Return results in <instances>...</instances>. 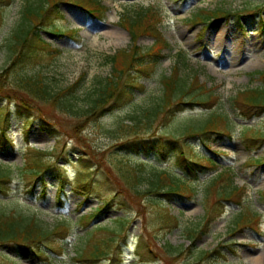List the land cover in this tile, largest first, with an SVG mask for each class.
<instances>
[{
    "label": "rangeland",
    "instance_id": "1",
    "mask_svg": "<svg viewBox=\"0 0 264 264\" xmlns=\"http://www.w3.org/2000/svg\"><path fill=\"white\" fill-rule=\"evenodd\" d=\"M25 1L11 0L0 6V75L8 82L12 80L14 72H22L24 69L20 65L11 67L5 44L12 28L19 21ZM98 1L107 8L99 19L92 18L73 4H61L63 20L40 32L41 39L55 50V57L44 55L40 64H29L24 72L39 75L48 90L57 93L83 76L74 100L77 107L82 106L87 96L92 95L109 74L107 57L131 45L130 37L121 28L120 18L148 6L158 10L162 17L159 29L162 39L169 43V49L164 51L165 58L151 73L140 75L131 103L106 114L97 122L90 119L79 122L43 97L36 96L35 99L11 83H0V126L2 118L9 117V135L0 138V165L17 174L23 166V160L32 161L34 157L40 156L47 164L56 166L44 175L48 186L46 196H42L39 184L31 191L22 178L17 176L7 185L4 193H0V209L12 211L13 208H28L37 215L46 229H51L61 219L68 223L70 235L55 243L59 246L58 253L51 255V264H82L74 262L70 257L85 245L86 232L91 228H99L100 231L91 238L88 250L97 240L104 239L105 252H113V255L101 257L93 264H112L113 261L109 260L111 257L116 261L115 264H252V259L260 256H263L260 264H264V223L261 229L256 225L249 226L258 230L244 227L233 231L231 222L240 210L233 203L221 202L220 211L223 213L212 217L205 232L194 240L191 251H188L190 241L183 233L188 227L204 224L201 203L205 208L213 205L210 197L203 204L204 190L211 177L220 171L232 177V185L244 187L245 199H242V204L264 221V199L260 194L264 190V160L257 165H252L248 160L249 157L251 161L264 159V140L253 142L246 139V135L242 136L246 133L242 125L253 126L254 130L264 134V112L258 117L243 120L232 111L231 101L238 92L256 88L264 90V77L258 75V72L264 73V0ZM215 9L242 16L210 20L204 25L192 26L189 23L191 16L198 10L211 12ZM217 27L227 29L225 47L215 45L211 40L210 32ZM110 32L116 35H110ZM137 44L146 50L152 45V39L143 36ZM227 45L241 58L238 74L224 73ZM246 56L253 62L256 59L261 62L250 67ZM175 67L179 69L180 78L190 83L197 77L199 83L216 96V110L230 118V137L222 136V139L211 142L210 147L206 145L207 149L201 139L189 138L190 134L185 133V127L200 125L210 114L208 110L194 107L193 110L175 113L172 118L161 113L150 130L142 127L137 130L139 134L153 138H179L176 150L167 149L165 157L163 153L134 152L125 145L126 141L135 140L129 131L132 118H143L147 110L161 103L162 78ZM7 93H12L14 98L10 96L5 99ZM90 150V158L95 165L92 171L86 170L90 162H83L82 159L88 158L85 154L89 155ZM180 151L212 159L217 171H206L205 175L196 180L194 185L198 195L192 200H167L148 193L151 184L161 173L184 176L178 163ZM122 153L131 162V166L136 167L139 178L134 189H129L130 185H125L122 180L124 176L118 173L120 167L115 154ZM62 166H65L67 182L82 186L83 191L76 194L69 187L65 188V194L58 204L55 184L60 173L57 168ZM100 168L103 173L98 171ZM106 175L109 179H106ZM103 181L111 185H104ZM134 193L141 196L138 198L135 195V198ZM101 199L108 200L106 209L97 214L87 226L81 224L78 219L94 214L97 206L102 203ZM151 199L162 200L161 207H153ZM163 213L175 217V220L169 217L162 223L159 215ZM118 218L125 219L121 223L123 230L119 228ZM166 245L181 249V253L170 257L163 249ZM215 249L219 255L204 256V252ZM17 258V264H46L25 252L19 253Z\"/></svg>",
    "mask_w": 264,
    "mask_h": 264
},
{
    "label": "trees",
    "instance_id": "2",
    "mask_svg": "<svg viewBox=\"0 0 264 264\" xmlns=\"http://www.w3.org/2000/svg\"><path fill=\"white\" fill-rule=\"evenodd\" d=\"M9 2L10 0H0V6L2 4H8ZM63 3H70L81 8L92 18H97L105 10V8L99 5L97 0H26L20 10L19 21L12 28L6 41L7 43L5 44L8 51V59L11 61V67L15 68L17 65H20L24 69L22 72H14L13 78L9 82L5 77L0 75V83H3V85L6 82L11 83L15 88L23 89L31 97L34 96L35 99L36 96L43 97L42 99L53 102L55 107L60 109L61 112L75 117L79 122H83L85 119L97 122L106 114L130 102L133 99V90L137 88L139 75H146L164 58L163 51L169 48V44L166 40L162 39V34L159 31L162 17L160 12L151 7L139 8L130 15L126 14L122 16L121 26L129 34L131 46L118 50L113 55L107 57V64L110 67L109 74L103 83H99L95 92L87 96L85 104L77 107L74 100L76 93L80 89L83 76H80L73 85L57 93L48 90L39 75L33 76L24 72L29 64H40L44 55L48 56V58L55 57V50L41 39L40 32L43 28H49L55 22L62 19L60 5ZM232 16L234 14L222 9H215L211 12L199 10L192 17L191 22L193 24H200L207 20L222 19L224 17L231 18ZM235 16L241 17L242 15L235 14ZM1 17L2 12H0ZM142 36L153 39L152 45L147 50L137 45V40ZM178 56L179 58L182 57L181 54ZM178 72L179 69L175 67L168 76L162 78L163 95L161 103L155 108L147 110L143 118H138L137 116L132 118V126L129 127V131L134 135L135 140L125 142L127 143L125 145L132 151L138 153L141 151L145 154L163 153L165 157V151L167 149L168 151L176 150L179 144V138H153L150 135L139 134L137 130H140L141 127L144 130H150L152 123L161 113L166 114V117L171 116L172 118L175 113L183 112L187 108L192 110L193 107H201L202 109L210 111V114L200 125H189L185 127L184 131L186 134H190L189 137L197 134L205 144H209L210 142L222 139V136H229L231 121L224 113L216 110V106L218 105L216 96L204 84L199 83L197 77L193 78L189 83L180 78ZM258 75L259 77H264V73L262 72H258ZM7 91L10 92L9 89ZM11 94L7 93L5 98L8 99L10 96L14 98V95ZM231 101L233 106L232 111H234L238 118L243 120L258 117L264 112V90L262 88L238 92ZM18 106L20 107L19 104ZM7 122L8 119L6 118L4 124L0 126V138L6 137L8 130ZM79 122L77 123L79 124ZM245 129L246 133L243 136H250L253 142L264 140V134L260 130H254L251 127H246ZM212 135L214 136L213 138ZM144 136L146 137L142 138ZM137 148L140 149L137 150ZM91 151H89V155L85 154L88 158H82L83 162H90V164L86 165L88 168L95 166L94 162H92L93 160L90 158ZM115 155L117 156L118 166L120 167L118 173L124 176L122 179L123 182L127 186L130 185L129 189H134L138 184L139 178L136 167L131 166V162L128 161L124 153ZM179 156L178 163L183 168L185 175L177 178L169 174L161 173L157 176L156 181L151 184L148 193L155 194L161 197V199L167 200H171L172 198L191 200L197 195L198 190L194 185L195 181L201 175H204L206 171L215 169V164L210 158L201 157L193 152L187 155L185 151H180ZM257 161L250 162H255V164L260 163V161ZM98 163L101 164L100 161ZM52 167V164H47L43 158L36 156L32 161L29 159L25 161L23 167L19 169L18 175L31 188L40 184L43 187V196L46 191L44 175ZM57 169L60 171V174L57 177L55 187L56 201L59 203L66 187H70V190L75 193H80L82 186L78 185L76 187L68 184L65 176L61 172L62 168ZM98 171L103 173L101 168ZM225 175V172L216 174L211 177L210 183L205 187V200L203 199V204L210 197L213 199L211 203L214 206L204 207V224H197L183 231L185 237L190 241L188 251L194 248V240L205 232L206 225L212 221V217L215 214L220 216V213H223L220 211L221 202L233 203L240 208L233 216L231 222L233 231L244 227L249 228L250 225H256L260 228L262 217L242 204V199H245L244 187L232 185V177L229 174L227 176ZM14 177L15 175L10 168L0 165V192L4 193L3 190L7 188V185ZM106 179H109L107 175ZM103 184L111 185L107 181L105 183L103 181ZM128 195L132 196L130 194ZM133 195L134 197L136 195L138 198L141 196L139 193H134ZM261 195L264 199V191L261 192ZM97 197L99 198V196ZM101 200L102 203L95 210V215L92 214L88 217L79 218L81 224L87 225L94 216L102 212L104 208L106 209L109 203L108 200ZM150 202L153 207L157 208H160L163 203L162 200L156 199H151ZM167 215L164 213L159 215L162 223L167 221L166 218L171 217ZM171 218L175 220L174 217ZM117 221L119 228L122 229L123 224L121 223L125 222V219L118 218ZM99 231V228H93L87 231L84 240L85 245L78 252H75L74 256H71L70 259L82 264H93L99 261L101 257H107L109 254L113 255V252H105L103 243L106 240L104 239L97 240L88 250L91 238ZM69 233L70 227L65 220L61 219L51 229H46L37 219V215L28 208L26 210L13 208L12 211L0 209V264H17V257H19V253L21 252L31 254L40 261L50 262L51 255H57L58 253L59 246L55 243L58 239H65L70 235ZM163 249L166 250L167 255L170 257L181 253V249L170 245L164 246ZM214 255H219V251L215 249L211 252H204L205 257H212ZM109 260L113 261L112 264L116 262L112 257Z\"/></svg>",
    "mask_w": 264,
    "mask_h": 264
},
{
    "label": "bare ground",
    "instance_id": "3",
    "mask_svg": "<svg viewBox=\"0 0 264 264\" xmlns=\"http://www.w3.org/2000/svg\"><path fill=\"white\" fill-rule=\"evenodd\" d=\"M110 35H116L113 32L109 33ZM227 36V29L225 28H213L210 32V37L213 43L215 45H218L220 47H225L224 45V39ZM226 57L224 59V66L226 70H224V73L226 74H238L239 73V67H240V56L236 54V51L230 46L227 45V48L225 49ZM245 58L249 59L248 65L253 66L256 65L257 62H261L260 59H256L254 62L250 59L249 56H246ZM244 58V59H245ZM244 61V60H243ZM229 62V64H228ZM239 66V67H238ZM263 259V256H260L258 258L252 259L251 263L252 264H260V261Z\"/></svg>",
    "mask_w": 264,
    "mask_h": 264
}]
</instances>
